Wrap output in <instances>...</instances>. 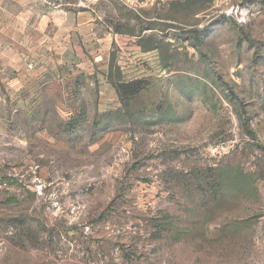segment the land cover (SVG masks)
Here are the masks:
<instances>
[{
	"label": "rangeland",
	"instance_id": "rangeland-1",
	"mask_svg": "<svg viewBox=\"0 0 264 264\" xmlns=\"http://www.w3.org/2000/svg\"><path fill=\"white\" fill-rule=\"evenodd\" d=\"M6 1L0 264H264V0ZM34 10L141 93L48 87Z\"/></svg>",
	"mask_w": 264,
	"mask_h": 264
},
{
	"label": "crops",
	"instance_id": "crops-1",
	"mask_svg": "<svg viewBox=\"0 0 264 264\" xmlns=\"http://www.w3.org/2000/svg\"><path fill=\"white\" fill-rule=\"evenodd\" d=\"M10 1L14 5L16 4L19 6L29 5L31 3L34 4L35 7L37 6L36 0ZM1 2L2 0L0 1V4ZM3 3H8V1L3 0ZM40 13L41 14H38L36 10H34L29 15L31 23H27L26 27L27 29L31 30V34L27 33L28 35H26L25 33L24 35L27 36L26 41L32 38V42L34 43L33 45L36 47L34 48V51L36 53L39 52L37 53L38 56L35 58L36 65L39 66V74L43 76L48 73V77H54L53 81L48 79V87H52L49 86V83H52L57 87H67V81L69 77H76L83 74H85L87 76L86 78L88 79V81H86L88 84L87 87H100L101 84H104L105 87H115L109 84L106 73L100 74L98 72L99 68L96 67L95 64L98 58L97 56L94 58V52L90 53L89 51H79L80 46H77L78 52L75 53L76 51H74L73 48H76V46L72 48V46L69 45L78 44L80 41V39L78 40L77 27L72 29V36L68 35V29H65L64 32L59 31L57 34H52V38L54 40L57 39L58 43L56 46L49 47L48 44L50 40L48 38V12L44 10ZM91 35L93 39H97L98 34L91 33ZM97 40L101 39L98 38ZM93 80L96 81V85Z\"/></svg>",
	"mask_w": 264,
	"mask_h": 264
},
{
	"label": "trees",
	"instance_id": "trees-1",
	"mask_svg": "<svg viewBox=\"0 0 264 264\" xmlns=\"http://www.w3.org/2000/svg\"><path fill=\"white\" fill-rule=\"evenodd\" d=\"M110 68L111 72L109 78L117 88L118 94L122 101L137 97L146 86V81L144 80H136L132 82H125L124 80H122V73L118 70V67L115 66L113 58ZM114 76L116 78V82L113 79Z\"/></svg>",
	"mask_w": 264,
	"mask_h": 264
}]
</instances>
